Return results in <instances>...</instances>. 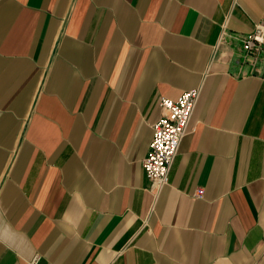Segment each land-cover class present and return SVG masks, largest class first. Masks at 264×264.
Listing matches in <instances>:
<instances>
[{"label": "crops", "instance_id": "0c3cea01", "mask_svg": "<svg viewBox=\"0 0 264 264\" xmlns=\"http://www.w3.org/2000/svg\"><path fill=\"white\" fill-rule=\"evenodd\" d=\"M261 21L264 0H0V264H264V52L220 41ZM197 86L156 193L160 99Z\"/></svg>", "mask_w": 264, "mask_h": 264}, {"label": "built area", "instance_id": "2783aa9c", "mask_svg": "<svg viewBox=\"0 0 264 264\" xmlns=\"http://www.w3.org/2000/svg\"><path fill=\"white\" fill-rule=\"evenodd\" d=\"M227 37L240 41L241 64H248L254 70L259 67L264 52V21L258 22L254 29L242 35L230 33L226 26L222 30L220 41ZM201 93V86L185 90L177 99L161 97L160 106L164 110L162 117L154 123V134L147 155L143 159L144 170L152 182V187L158 193L162 187L170 183V172L180 143L188 131L194 109ZM202 188L196 191V196L202 197ZM41 256L37 254L31 264H38Z\"/></svg>", "mask_w": 264, "mask_h": 264}]
</instances>
